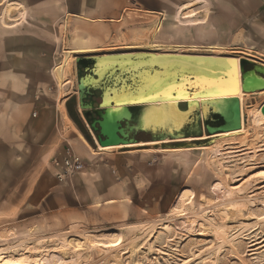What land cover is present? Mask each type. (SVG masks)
I'll list each match as a JSON object with an SVG mask.
<instances>
[{"label": "rangeland", "instance_id": "rangeland-1", "mask_svg": "<svg viewBox=\"0 0 264 264\" xmlns=\"http://www.w3.org/2000/svg\"><path fill=\"white\" fill-rule=\"evenodd\" d=\"M22 2L0 0V22L4 17L10 29L24 12L19 59L38 71H23L22 80L24 90L32 86L36 103L29 111L40 124L1 168L7 178L30 174L56 188L48 205L41 192L38 201L19 191L0 201V253L53 262L47 264H264V129L253 123L254 111L264 107V86L239 97L242 131L170 143L159 152H98L94 140L82 142L63 107L76 93L73 52L218 48L264 80V0H136L116 22L68 18L50 28L39 19H54L58 9L36 7L47 0ZM190 13L193 20L185 19ZM67 146L82 163L69 177L93 179L99 190L93 199L86 190L66 203L58 188L63 183L52 162ZM92 167L97 173L87 175ZM39 259L31 264H43Z\"/></svg>", "mask_w": 264, "mask_h": 264}, {"label": "bare ground", "instance_id": "bare-ground-1", "mask_svg": "<svg viewBox=\"0 0 264 264\" xmlns=\"http://www.w3.org/2000/svg\"><path fill=\"white\" fill-rule=\"evenodd\" d=\"M184 18L193 20L191 13ZM222 52L218 48L177 46L165 50H129L80 56L73 52L78 109L86 125L91 124L94 129H99L98 125L112 129L126 123L134 130L172 135L171 139L164 137L146 143L150 150L157 152L162 150L161 144L162 148H171L173 145L170 143L210 140L240 132L244 120L239 100L242 95L239 57L226 56ZM63 68L61 66L60 69ZM232 99L238 102L237 120L232 115ZM181 103L185 104L184 110L179 109ZM254 112V130L264 129V115ZM231 123L237 125L235 129H222ZM95 143L100 150L130 153L138 146H100ZM190 149L192 146L188 145L184 150ZM76 242V246L81 244ZM36 259L39 258L0 253V264H31ZM39 260L43 264L53 263L50 259Z\"/></svg>", "mask_w": 264, "mask_h": 264}, {"label": "crops", "instance_id": "crops-1", "mask_svg": "<svg viewBox=\"0 0 264 264\" xmlns=\"http://www.w3.org/2000/svg\"><path fill=\"white\" fill-rule=\"evenodd\" d=\"M26 1L27 0H24V2ZM135 1L136 0H47L46 4H41L39 3L41 1H39L36 4V7L51 6V8L58 9V14L54 19L49 20L43 17L39 19L40 23H42L43 25H47V28H50L51 25H53L57 21L63 20L65 22L68 20V18H77L85 22H98L103 20L116 22L119 20L125 9L134 7ZM24 2H22V4H24ZM22 4L19 3V6L22 7ZM18 14L20 18L17 16L11 19L10 25L8 24L7 26H5L10 29L3 28L2 26V23L6 25L4 17H2V23L0 22V201L5 199L7 200L8 194H14L15 191H19L21 193L28 192V196L32 200H34V198L36 197L35 195H37L38 201V196L41 192L40 197L42 201L46 202L48 205L50 198L49 195L55 191L56 187H50L48 185V181H43L38 177L33 178L30 174L26 177H19L14 179L7 178L4 170L1 168L2 166L9 167V165L5 163V161L8 159H12L13 157L16 158L15 155L17 149L24 145L23 138H28L29 132L35 130L40 124L32 119L31 112L29 111V109L32 107V104L36 103V101H34L33 94H31L30 91L32 89V86H30V84H27L26 90H24L25 85L22 80L23 71L36 72L38 71V66L32 61L24 65L22 59H19V57L23 55L24 50L22 46V37L20 36L21 33L18 34L23 29L24 12L18 10ZM7 32H11V35ZM12 44H14V46H12ZM53 50L54 47L52 48V51ZM52 51L46 54H54V51ZM28 53H34V51H27V54ZM34 55L45 54H39L38 52H35ZM240 60L241 59H239V82L241 86V93H251L259 90L261 87V82L257 78L255 79V83L253 84L251 82L252 79L247 78L246 85L242 86L240 75ZM46 69H48V67H45V70ZM66 84H69V82L64 83V85ZM71 97L75 98L74 111L77 113L82 126L84 127L90 138H92L91 140H95L92 131L89 129L88 125H86L87 123L85 119H83L82 113L78 109L76 93H72L68 97V99H70ZM24 104L26 105L25 108ZM63 107L64 113L65 115H67L68 113L66 114L65 106ZM179 107L180 110H184L185 104L181 103ZM59 109L60 113H62L61 105ZM68 119L72 121L70 118ZM77 129L76 131L79 134V137L82 139V142H84V144H87L88 142L84 139L81 132ZM132 130L135 131L134 138L137 140V143L133 145H138L134 149L140 151L149 150L151 148L150 146L146 145V143L153 142L150 141L151 134L157 135L159 138L166 137L167 139H171L172 137V135L166 133L155 134L151 131L134 129ZM80 145H82V143H80ZM161 147L162 144L160 148ZM97 151L102 153L110 150H100L97 147ZM87 171H93L91 173L94 174H87L90 176H93L97 173V171L93 167ZM84 175L85 173L75 174L72 177L66 178L65 181L60 182L63 183L62 185H58V188H60L64 192L66 191V203H71L72 200L83 197V194L84 192H86V190L91 193V199L95 197L94 193L98 190V184H96L93 179H85V177H83ZM87 182L91 183V185H93V188L87 187L86 189L84 184ZM109 185L110 184L108 183V186ZM112 188L113 190H115V188L117 187ZM108 190H110L109 187ZM103 196L106 198H111V192L106 191Z\"/></svg>", "mask_w": 264, "mask_h": 264}, {"label": "water", "instance_id": "water-1", "mask_svg": "<svg viewBox=\"0 0 264 264\" xmlns=\"http://www.w3.org/2000/svg\"><path fill=\"white\" fill-rule=\"evenodd\" d=\"M249 64L245 60H241L240 67L242 72V79L245 81L247 78H257L261 81V86H264V80L262 78H259L255 72L249 71L244 72L243 68L244 65ZM250 76V77H249ZM232 115L235 120L239 117V110H238V102L236 99H232ZM262 114L264 115V107L262 108ZM89 125V124H88ZM99 129H94L91 124L89 125L90 130L92 131L95 141L100 146H114V145H131L136 144L137 140L134 138V133L132 129L128 127L126 123H121V125H115L112 129L110 127L108 128H101L100 125ZM235 126L233 123L227 128H222L225 130H233L235 129ZM221 130V129H219ZM206 133H209L208 130H205ZM159 137L157 135L151 134L150 141H155ZM96 145V143H95Z\"/></svg>", "mask_w": 264, "mask_h": 264}, {"label": "built area", "instance_id": "built-area-1", "mask_svg": "<svg viewBox=\"0 0 264 264\" xmlns=\"http://www.w3.org/2000/svg\"><path fill=\"white\" fill-rule=\"evenodd\" d=\"M52 163L55 168V177L59 182L65 181L67 177L82 169L80 158L73 153L69 146L61 159H54Z\"/></svg>", "mask_w": 264, "mask_h": 264}, {"label": "trees", "instance_id": "trees-1", "mask_svg": "<svg viewBox=\"0 0 264 264\" xmlns=\"http://www.w3.org/2000/svg\"><path fill=\"white\" fill-rule=\"evenodd\" d=\"M249 66V64L244 65L243 71L244 72H248L250 70H248L246 67ZM240 75H241V84L242 86L246 85V80L244 81L242 79V72H241V68H240ZM250 77V76H249ZM249 79V78H248ZM252 79L251 82L252 84L255 83V79L256 78H250ZM66 110L68 113L69 118L73 121V123L77 126L78 130L81 132V134L83 135L84 139L90 144L92 145V140L90 138V136L88 135V133L85 131L84 127L82 126L77 113L74 111V109L72 108V105L75 106V98L71 97L70 99H68L66 101Z\"/></svg>", "mask_w": 264, "mask_h": 264}, {"label": "snow or ice", "instance_id": "snow-or-ice-1", "mask_svg": "<svg viewBox=\"0 0 264 264\" xmlns=\"http://www.w3.org/2000/svg\"><path fill=\"white\" fill-rule=\"evenodd\" d=\"M233 86H234V84H233ZM165 95H167V93H165ZM177 98H179V97H177ZM133 102H135V101H133Z\"/></svg>", "mask_w": 264, "mask_h": 264}]
</instances>
